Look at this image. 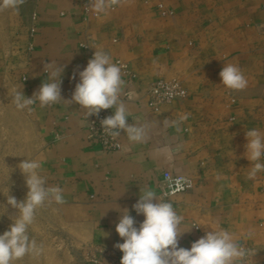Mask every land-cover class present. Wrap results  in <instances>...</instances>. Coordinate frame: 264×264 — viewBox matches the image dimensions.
Listing matches in <instances>:
<instances>
[{
	"label": "crops",
	"instance_id": "crops-1",
	"mask_svg": "<svg viewBox=\"0 0 264 264\" xmlns=\"http://www.w3.org/2000/svg\"><path fill=\"white\" fill-rule=\"evenodd\" d=\"M85 5L25 0L18 12L0 8V125H12L19 155L39 161L47 185L61 187L65 200L37 209L29 235L43 252L13 264H91L84 249L106 250L121 261L115 207L127 208L138 226L144 217L132 206L141 188L160 196L167 171L195 180L193 190L165 198L183 216L180 230L190 229L180 247L226 229L252 251L246 264H264V171L249 179L245 156L246 131L264 133V0H109L107 11L91 6L88 16ZM160 5L173 15L164 17ZM96 49L127 67L120 99L129 124L147 125L145 142L133 144L121 132V150L103 151L89 139V117L78 104L37 102L29 112L12 103L20 85L31 97L47 81L43 65L51 61L64 66L61 95L70 99ZM224 63L242 69L244 90L221 84ZM160 79L180 81L188 95L155 112L147 93ZM185 114L177 131L171 121ZM14 175L25 177L20 168ZM5 188L0 192L11 191L17 201L28 191L23 178ZM0 208H12L7 198ZM17 214L0 211V234Z\"/></svg>",
	"mask_w": 264,
	"mask_h": 264
},
{
	"label": "clouds",
	"instance_id": "clouds-1",
	"mask_svg": "<svg viewBox=\"0 0 264 264\" xmlns=\"http://www.w3.org/2000/svg\"><path fill=\"white\" fill-rule=\"evenodd\" d=\"M116 2L111 0V3ZM24 3L25 0H0V8L18 12ZM91 6L97 13H102L110 5L109 0H94ZM43 70L47 74V81L31 97H26L19 90L21 85L16 88L12 103L18 110L31 112V106L37 102L44 108L64 101L68 106L78 104L86 110L88 118L99 116L102 109H115L112 115L100 120L104 134L115 140L124 132L133 144L146 141L147 125L127 122L129 112L120 99L125 86L122 66L114 63L110 54L95 50L87 66L78 72L79 81L70 99H64L61 95L64 66L54 61L45 62ZM76 76L74 72L72 79H76ZM219 76L221 84L227 89L241 91L248 86V80L237 64L224 63ZM188 115L171 121L177 131H180V124L188 119ZM245 136L248 141L245 156L252 164L248 175L249 179H254L258 172L264 171V133L253 128L248 129ZM18 167L25 176L28 191L22 201H17L12 195L6 196L7 205L17 209L18 214L9 228L0 234V264H13L26 255L41 254L43 245L29 235L36 211L45 202H65L63 189L48 186L46 178L40 174L39 161L24 159ZM140 193L139 199L132 206L137 215L144 217L138 226L127 208L115 207L120 212L115 231L123 240L114 245L123 253L120 264H246L252 251L235 240L226 229H212L192 242L190 248L180 247L179 238L190 230H180L183 216L176 212L170 201L157 196L150 188H141Z\"/></svg>",
	"mask_w": 264,
	"mask_h": 264
},
{
	"label": "built area",
	"instance_id": "built-area-1",
	"mask_svg": "<svg viewBox=\"0 0 264 264\" xmlns=\"http://www.w3.org/2000/svg\"><path fill=\"white\" fill-rule=\"evenodd\" d=\"M94 0H86L85 14L88 16L91 13V3ZM164 17L173 15L172 11L165 9L162 5L159 6ZM35 33V29H32ZM86 47V46H85ZM125 73H128L126 66H122ZM26 80V79H24ZM149 107L153 111L158 112L164 105L171 104L175 100L185 99L188 95L182 83L178 80L160 79L155 81L148 89ZM112 115V109L101 110L99 116H90L88 118V135L89 139L95 141L103 151L117 152L121 150L122 143L120 138L113 140L106 136L103 132L100 120ZM195 180L188 176L175 175L171 172H165L159 184V195L164 198H170L176 194L185 193L193 190ZM91 264H120L116 255L109 251L100 252L99 255L94 252H87V257Z\"/></svg>",
	"mask_w": 264,
	"mask_h": 264
},
{
	"label": "rangeland",
	"instance_id": "rangeland-1",
	"mask_svg": "<svg viewBox=\"0 0 264 264\" xmlns=\"http://www.w3.org/2000/svg\"><path fill=\"white\" fill-rule=\"evenodd\" d=\"M12 124V122H10ZM16 138L14 136V128L12 125L10 126H1L0 125V188H5L6 186H10L14 184L15 181H20L21 178L23 180L25 177L14 175V171L16 168H19L18 165L25 158L24 155H19L21 152V147L15 142ZM8 195H14L11 191L0 192V199L7 198ZM41 209H39L40 211ZM0 211H5L7 215L18 213L17 209L14 208H5ZM84 258L87 257L86 249L83 250Z\"/></svg>",
	"mask_w": 264,
	"mask_h": 264
}]
</instances>
